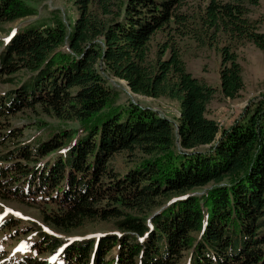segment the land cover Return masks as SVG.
<instances>
[{"label":"trees","instance_id":"1","mask_svg":"<svg viewBox=\"0 0 264 264\" xmlns=\"http://www.w3.org/2000/svg\"><path fill=\"white\" fill-rule=\"evenodd\" d=\"M68 1L76 11L69 29L59 18L24 25L1 47L0 83L12 89L0 95V147L17 137L2 122L23 109L79 127L32 149L0 151V200L31 195L42 224L60 236L96 223H112L115 233L66 242L40 232L33 248L54 254L65 244L53 264H264V95L219 128L207 116L217 91L186 70L177 45L186 37L212 46L226 36L218 92L238 98L244 84L231 42L264 53V32L245 2L204 0L191 21L183 0ZM32 3L0 0V24L35 16ZM102 72L135 95L176 101L175 124L130 102L111 107L115 92ZM55 152L32 166L34 156ZM118 155L131 165L113 173L108 163ZM17 221L9 216L1 228ZM0 264L43 262L24 255Z\"/></svg>","mask_w":264,"mask_h":264},{"label":"rangeland","instance_id":"2","mask_svg":"<svg viewBox=\"0 0 264 264\" xmlns=\"http://www.w3.org/2000/svg\"><path fill=\"white\" fill-rule=\"evenodd\" d=\"M33 7L36 9V15L25 19L18 20L9 24H0V50L11 35L18 28L24 25H40L50 26L54 18H59L69 29L72 20L76 15V11L68 0H32ZM235 1V0H225ZM249 18L259 22V30L264 32V0H257V6L247 4ZM206 2L204 0H183L180 12L188 16L191 21L202 12ZM164 38L160 36L155 42H161ZM230 41L223 34H217L212 46H201L190 38L177 39L181 59L184 62L186 70L199 80L205 82L208 86L214 88L217 92L207 106V116L212 118L219 128L228 127L241 113L242 109L251 99L264 95V53L247 42L235 43L231 42L233 51L238 56V62L242 68L243 90L238 98L234 100L223 98L219 92V69H220V53L218 49L225 46ZM62 50H65L63 47ZM103 73V72H102ZM101 73V74H102ZM107 87L115 92L111 107L125 106L127 103L137 104L140 107L148 108L160 116L165 117L175 124L179 107L178 103L165 98L151 99L143 96L135 95L126 87L121 80L114 79L102 74ZM24 78L22 75L15 77ZM8 85L0 83V95H3L8 89ZM12 89V88H11ZM2 127L8 130H15L17 137L12 138V142L8 143V147H0V151L13 150L19 146L26 145L34 148L43 141H46L53 134L61 133V131H71L77 129L79 124L75 121H60L48 114L43 113L39 108L31 110L23 109L21 112L13 116L7 117L2 122ZM207 148V147H204ZM204 148L197 150L203 151ZM61 152V151H60ZM51 153L42 157L33 159L32 166H40L51 161L57 153ZM124 155L115 156L109 161L108 168L111 172H123L126 166L131 163ZM128 168V167H126ZM102 182H107L103 179ZM210 185L200 189H194L189 194L201 196L205 193ZM12 188V185H11ZM6 201L0 200V215L7 214L14 217L16 225L11 228H0V261H15L22 258L23 255H29L43 264H49L55 259V255L45 252L41 254L33 248L39 241L38 233L44 232L63 240L75 239L80 237H96L100 234L115 233L112 223H96L86 226L84 229L71 237H64L53 233L49 227L42 224L39 210L30 206L31 195L26 196L23 201L15 196L8 195ZM110 203V202H109ZM103 205V204H102ZM71 241V240H69Z\"/></svg>","mask_w":264,"mask_h":264},{"label":"water","instance_id":"3","mask_svg":"<svg viewBox=\"0 0 264 264\" xmlns=\"http://www.w3.org/2000/svg\"><path fill=\"white\" fill-rule=\"evenodd\" d=\"M122 81V80H121ZM124 82V81H123ZM125 83V82H124ZM125 85H126V87L128 88V86H127V84L125 83ZM129 89V88H128ZM129 91H130V89H129Z\"/></svg>","mask_w":264,"mask_h":264},{"label":"bare ground","instance_id":"4","mask_svg":"<svg viewBox=\"0 0 264 264\" xmlns=\"http://www.w3.org/2000/svg\"><path fill=\"white\" fill-rule=\"evenodd\" d=\"M121 82H123V81H121ZM124 83V82H123Z\"/></svg>","mask_w":264,"mask_h":264}]
</instances>
